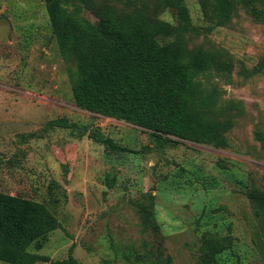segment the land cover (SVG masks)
<instances>
[{
    "label": "rangeland",
    "instance_id": "obj_1",
    "mask_svg": "<svg viewBox=\"0 0 264 264\" xmlns=\"http://www.w3.org/2000/svg\"><path fill=\"white\" fill-rule=\"evenodd\" d=\"M163 1L70 0L67 8L94 24L106 10L177 24ZM202 1L211 15L216 0H185L200 30L187 48L232 64L225 75L200 77L218 91L212 116L233 120L228 148H158L139 126L79 109L73 59L58 46L44 1L0 0V192L47 204L62 225L38 251L51 260L38 264L71 254L80 264H195L208 231L232 235L242 264H264L247 195L264 188V3H241L228 25L212 28ZM62 118L78 128H47ZM86 128L127 151L83 135Z\"/></svg>",
    "mask_w": 264,
    "mask_h": 264
},
{
    "label": "trees",
    "instance_id": "obj_2",
    "mask_svg": "<svg viewBox=\"0 0 264 264\" xmlns=\"http://www.w3.org/2000/svg\"><path fill=\"white\" fill-rule=\"evenodd\" d=\"M43 1L59 48L73 59L75 68L69 70V80L79 109L139 126L149 132L158 148L185 144L182 141L230 146L227 132L233 120L212 116L218 106V91L206 90L200 77L210 72L225 75L232 72V64L204 47L192 51L187 48V37L200 30L185 0L163 1L165 8L176 13L175 25L141 15L121 18L112 10L100 13L94 24L70 13V0ZM241 3L264 0H216L211 15L202 1L212 28L228 25ZM232 104L231 110H238L235 106L239 104ZM47 128L78 126L62 118L48 122ZM87 133L115 151H127L97 130L86 128L82 132ZM263 136L259 130L257 137L263 140ZM247 195L258 225L256 236L264 246V188H251ZM60 228V220L47 204L0 192L1 263L49 262L50 257L38 251ZM200 242L195 264H242L232 235L208 231ZM63 264L80 263L71 254Z\"/></svg>",
    "mask_w": 264,
    "mask_h": 264
}]
</instances>
